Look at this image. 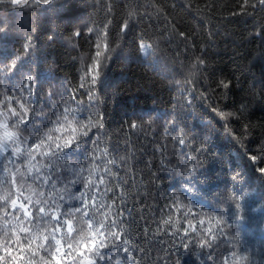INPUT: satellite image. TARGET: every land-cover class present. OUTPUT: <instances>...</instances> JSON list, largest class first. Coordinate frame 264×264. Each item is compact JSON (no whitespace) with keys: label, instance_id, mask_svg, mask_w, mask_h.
<instances>
[{"label":"trees","instance_id":"trees-1","mask_svg":"<svg viewBox=\"0 0 264 264\" xmlns=\"http://www.w3.org/2000/svg\"><path fill=\"white\" fill-rule=\"evenodd\" d=\"M13 62L15 70L0 73V103L10 95L9 103L19 111L16 99L24 94L17 89L27 76L34 78L35 120L25 134L29 143L42 136L70 99L72 107L79 106L77 116H102V127H92L83 138L90 143L82 142L69 160L59 161L52 176L56 191L42 189L50 203L65 197L57 199L61 216L79 206L69 197L85 188L92 192V186L76 179V172L83 169L80 175L87 179L88 170L103 158L97 151L96 160L86 159L91 149L108 147L116 175L109 178L114 186L104 199L112 205L110 215L122 213L131 257L126 260L128 253L109 246L98 264H225L233 251L238 264H264V6L258 0L248 5L244 0L3 4L0 67ZM97 62L99 80L89 99L86 73ZM6 155L21 172L26 170L21 156H11V149ZM15 167L0 157V195ZM97 174L102 169L92 179ZM31 175L23 195L33 201V227L44 228L34 203L41 189ZM14 215L23 219L19 210H9L7 217L0 213V264H48L46 246L28 249L13 242ZM221 216L228 226L211 247L199 246L206 232L191 233V243L182 247L187 221L215 231ZM86 219L75 214L69 238L87 227ZM73 259L67 258L68 264Z\"/></svg>","mask_w":264,"mask_h":264},{"label":"snow or ice","instance_id":"snow-or-ice-1","mask_svg":"<svg viewBox=\"0 0 264 264\" xmlns=\"http://www.w3.org/2000/svg\"><path fill=\"white\" fill-rule=\"evenodd\" d=\"M53 2L54 0H34L35 4L42 6L51 5ZM258 3L264 6V0H258ZM3 4L24 7L29 5V0H0V5ZM248 4L249 0H244V5ZM252 6L255 7V4ZM105 47L107 46L105 45ZM144 47L149 46L144 45ZM96 55L99 56L100 53L97 52ZM15 69L16 63L13 62L5 67H0V73L7 75ZM99 69L100 64L97 62L92 65L90 72L86 73V77L90 76V80L87 82L89 99L93 98L99 80ZM84 86V84H81V87ZM223 86L227 88L228 84L223 83ZM34 87L35 80L29 75L17 89L18 93L24 94L16 99L19 111L9 103L13 99L10 95L5 97V102L0 103V109H6V111H0V117H3V119H0V157L7 159L9 163H13L15 167L10 156L6 155L11 149V156H21L20 164H27L24 172H21L19 167H15V172L10 173V180L6 182L8 187L5 188L3 195H0V213L3 216L7 217L9 210L13 213L17 210L23 213V219L20 215L13 216V219L17 222L13 225L15 229L13 242L17 245L23 243L28 249H31L34 245L37 248H45L46 246V250L50 254L48 264H52V261L55 264H68L67 258L69 257L75 258L72 264H98V261H105L106 254L102 250L109 246L114 247L117 252L128 253V256L125 257L127 260L131 257V252L127 246V237H123V224L125 222L121 220L122 213L117 212L114 216L110 215L112 205L106 203L104 199V195L112 191L114 186V180L109 178H114L116 175L109 167L114 165V160L111 158V152L107 146L103 149H99L98 146L92 148L91 157H86L90 161L96 160L97 151H101L103 156L99 161V165L93 164L88 170L87 179L80 175L83 169L76 172V179L92 186V192L85 188L80 195L73 194L69 197L70 200L80 201L79 206L67 209L61 216L58 214L60 205L57 203V199L64 200L65 197L58 195L56 198H52L50 203L49 197H45L42 190L47 187L52 191H56V182L52 180V176L59 170V161L69 160L71 152L78 150L82 142L90 143V141H84L83 138L88 136V132L92 127H102V116L91 117L83 113L77 116L79 106L72 107L70 99L66 101L67 106L59 114H54L56 119L52 121L50 127L45 126L47 130L42 133V136L39 138L33 136L31 143H29V136L25 134L31 132L29 125L35 120V111L31 100ZM25 96L28 97L27 101H24ZM9 117L14 118L11 125L9 124ZM180 142L183 143L182 140ZM38 156L41 158L40 161L37 160ZM44 160L47 163H43ZM48 168L51 170L42 171V169ZM101 169L103 174H97L95 179H92L93 173H100ZM261 171H264V169ZM16 174L19 175V181L16 179ZM29 174H32V182L41 189L38 193H34L39 197L34 203L38 205L35 208L36 216L44 222L46 225L44 228H41L39 224L33 227L31 221L36 219V217H33V211L31 210L33 201L30 196L23 195ZM57 179H59V176H57ZM106 180H108V183H105ZM71 183H75V180ZM101 185H104V187H100ZM115 187L119 188V185L117 184ZM116 195L120 196L122 193L117 192ZM97 197H99V203ZM22 201H27V203ZM112 203L114 204L115 201L113 200ZM178 209L179 206L177 205ZM190 211L191 209L185 211L183 216L187 217ZM77 213L81 217L87 218L84 221L87 227L75 229L76 237L69 238L74 231L73 219ZM197 222L202 226L205 224L203 219H198ZM164 223H169V220H165ZM187 223L189 226L183 230V236L180 237L182 247L185 249L191 243V233L206 232L207 235L203 236L198 243L200 247H211L218 237L225 235L223 229L224 226H228L222 216L215 219V231L212 230L211 225L198 229L191 221H187ZM20 233L24 234L23 240L19 235ZM122 237L124 239L123 244H118L117 241ZM185 237H188V239H185ZM5 251H7V247H5ZM20 251H23V248ZM231 257V260L228 257L225 258V264H238L235 251L231 253ZM239 259H246V257L242 256ZM117 264H120L119 260H117Z\"/></svg>","mask_w":264,"mask_h":264},{"label":"rangeland","instance_id":"rangeland-1","mask_svg":"<svg viewBox=\"0 0 264 264\" xmlns=\"http://www.w3.org/2000/svg\"><path fill=\"white\" fill-rule=\"evenodd\" d=\"M147 48H148V47H147ZM147 48H145V47H144V51H145V53H147V51H148V49H147Z\"/></svg>","mask_w":264,"mask_h":264}]
</instances>
